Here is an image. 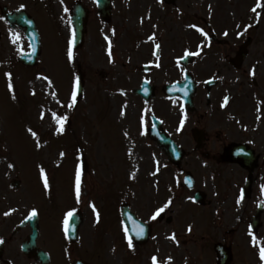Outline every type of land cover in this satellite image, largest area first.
<instances>
[{
	"label": "flooded vegetation",
	"instance_id": "obj_1",
	"mask_svg": "<svg viewBox=\"0 0 264 264\" xmlns=\"http://www.w3.org/2000/svg\"><path fill=\"white\" fill-rule=\"evenodd\" d=\"M88 1V9L96 10L94 0ZM141 1L138 31L114 27L122 24L112 17L125 0H110L107 20L95 16L111 29L109 55L121 69L111 72L106 88L116 97L138 99L142 136L166 166L189 177L187 183L175 182L165 206L160 201L155 213L139 215L150 225L152 258L160 250L156 235L162 232L157 229L164 227L174 244L171 264H264V38L250 36L242 16H229L221 8L195 21L175 0H148L149 6ZM154 3L173 5V20L164 23ZM2 8L0 4V15ZM174 13L181 15L182 37ZM185 75L184 101L176 88ZM169 85L172 97L165 95ZM151 115L158 119L152 133L159 140L148 134ZM15 213L0 219V264H98L81 244L80 227L71 242L63 225L62 244L46 247L39 232L35 247L46 251L49 261L24 252L22 244H31L32 222Z\"/></svg>",
	"mask_w": 264,
	"mask_h": 264
},
{
	"label": "rangeland",
	"instance_id": "obj_2",
	"mask_svg": "<svg viewBox=\"0 0 264 264\" xmlns=\"http://www.w3.org/2000/svg\"><path fill=\"white\" fill-rule=\"evenodd\" d=\"M175 1L174 5L195 21L215 7L229 16H242L243 29L250 26V36L264 38V0ZM82 2L91 7L88 0ZM70 3L0 0L1 6L10 10L25 8L35 20L41 40L38 62L29 68L16 61L20 53L28 51L23 34L18 30L8 31V36L1 32L0 219L7 211L28 214L35 210L42 221L41 246L60 245L63 217L74 208L83 215L81 244L99 264H171L175 250L169 230L157 229L162 234L156 235L160 250L155 261L148 243L141 246V252L130 253V248L124 247L127 242L115 208L124 201L142 217L152 214L160 201L165 206L170 200L181 176L166 166L142 136L138 99L128 96L121 103L122 98L106 88L111 72L121 69L112 65L110 41L102 38H107L111 29L98 24L94 8H89L83 46L71 48ZM144 3L146 6L148 0ZM173 7L154 3L164 23L173 20ZM142 13L141 0H125L112 17L113 22L122 24L114 27L132 31ZM175 16L182 37L181 15ZM77 64L84 75V91L81 98L73 100ZM14 180L19 182L17 187H11Z\"/></svg>",
	"mask_w": 264,
	"mask_h": 264
},
{
	"label": "water",
	"instance_id": "obj_3",
	"mask_svg": "<svg viewBox=\"0 0 264 264\" xmlns=\"http://www.w3.org/2000/svg\"><path fill=\"white\" fill-rule=\"evenodd\" d=\"M99 3L101 8V6L106 4V0H99ZM85 19H86V14L82 10V8L79 7V5L74 6L72 12V18H71L74 29V36H73L74 48H77L82 44ZM9 21H15L18 25L24 27L25 35L30 42V51L27 54L21 55L19 57V61H21L25 65H34L36 62V57L40 52V41L33 19L30 18L24 11L19 10L17 12H14L12 16L9 17ZM81 91H82V82L80 81V78H78L77 80L78 95L81 94ZM121 215L124 222H126V225L128 224L129 229H131L132 227L129 224L135 222L136 221L135 218L132 215H130L127 208L123 206L121 208ZM80 222H81L80 214H72L69 217L68 220L69 238L73 239L74 233L76 232V228L80 224ZM134 233L132 231L130 232L131 238L136 242H142L143 239L140 240L138 238V233L137 234ZM33 237H35V234L33 235ZM24 247L25 249L27 248L26 246Z\"/></svg>",
	"mask_w": 264,
	"mask_h": 264
},
{
	"label": "snow or ice",
	"instance_id": "obj_4",
	"mask_svg": "<svg viewBox=\"0 0 264 264\" xmlns=\"http://www.w3.org/2000/svg\"><path fill=\"white\" fill-rule=\"evenodd\" d=\"M260 5L258 4L257 5V7H259ZM253 11H256V8H253ZM72 56V52H71V49L69 50V57H71ZM10 75V74H9ZM12 87V85H11V83L9 84V88H11ZM73 100H75V94H73ZM57 119L58 120H60V118L59 117H57ZM64 119H66V117L64 118ZM63 129L61 128V131H62ZM45 186L47 187V181H45ZM76 191H77V195L79 196V192H80V173L79 172H77V187H76ZM33 215H35V210H33V213H32ZM159 214V212L157 213V215ZM72 215V213L70 212L69 214H68V216L70 217ZM153 218H155V217H153ZM65 224L67 225L68 224V220L66 219L65 220ZM142 231V230H141ZM132 246V242H131V239H129V247H131ZM260 255H261V258L262 259H264V247H262L261 248V251H260ZM155 257H153V260L155 261Z\"/></svg>",
	"mask_w": 264,
	"mask_h": 264
}]
</instances>
